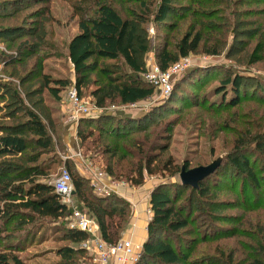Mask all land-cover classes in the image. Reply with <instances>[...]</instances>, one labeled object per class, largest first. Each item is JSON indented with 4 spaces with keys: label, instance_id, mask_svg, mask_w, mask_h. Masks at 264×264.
Here are the masks:
<instances>
[{
    "label": "trees",
    "instance_id": "16d2710c",
    "mask_svg": "<svg viewBox=\"0 0 264 264\" xmlns=\"http://www.w3.org/2000/svg\"><path fill=\"white\" fill-rule=\"evenodd\" d=\"M117 1L120 4L124 2ZM129 1L137 4V7L121 8L124 12L111 0H95L94 3L93 0H80L79 4L75 3L74 6L80 31L71 39L68 49L75 70V86L79 96H83L85 90L95 85L91 94L100 109L116 103L136 104L150 99L155 94V87L142 78L144 69L141 55L150 49L142 25L150 19L168 26L169 29H174L176 22L186 17L184 15L190 14L194 19L175 43L166 38L155 48L157 64L163 70L192 53L220 55L227 41L226 36L225 40L221 41L214 34L205 32L207 23L203 22V18L212 16L200 9L196 10L190 4L186 6L187 14H182L183 9L175 3L178 0H125ZM18 2L21 4V1L14 2V12L23 9V4H17ZM30 2L32 4L24 7H32L42 3V0ZM255 2L264 3V0ZM171 16L177 21L169 23ZM34 33L21 29L18 36H34ZM225 33L239 36L235 29ZM18 36L11 37L12 46L15 44L14 38ZM18 45L17 51L24 50L25 58L31 59L37 55L36 48L31 46L28 40ZM100 59L121 60L127 66L126 72L101 67ZM262 60L264 41L259 40L250 52L249 62L255 64ZM36 63L40 69L43 68L40 60ZM207 66L215 68L213 64ZM210 75L211 72L206 76V80ZM51 81L55 83L49 88L51 93L60 97L59 94L68 86V81ZM229 84L233 97L230 100L222 99L220 107L236 106L241 102L240 75L222 79L221 86L215 88V95H224ZM172 94L164 104L154 106L140 117L124 118L111 114L81 117L77 130L80 147L99 155L97 157L103 164L102 171L107 176L116 180L125 179L133 186L143 185L146 175L176 176L181 173L183 167L187 170L192 168L188 160L180 165L172 156H162L167 151L168 144L162 140L164 136L159 132L149 130L159 124V119L177 109L172 103L188 99L193 103V97L198 103V95L191 94L193 97L187 96L188 99L184 97L186 91L181 83L177 85V89H173ZM13 97H17V102L14 99L13 105L23 103L19 95ZM22 115L26 118L16 124H3L0 129V220L3 223L0 226V241L13 242L18 239L17 242L23 243V246L17 249L19 252L23 251L24 245L29 242L32 244L37 234L43 231L48 223L58 221L69 212L54 185L48 180L54 164L61 162L58 156H53L57 155L56 142L49 127L35 110L26 108ZM9 118L20 119L14 112ZM174 122L169 121L168 130H171L170 126ZM140 132H145L140 138L132 136L133 133ZM243 142H236L235 154L226 158L242 176L243 192L250 195L248 182L257 190L264 189V184L250 160L248 143ZM250 142L255 146V153L264 154V134L251 137ZM91 158L94 159L95 156ZM66 165L71 170L69 171L75 186L77 208L87 213L99 225L107 242L116 243L130 222L131 203L118 193L98 194L94 191L90 178L74 170L69 161ZM215 173L217 170L212 174ZM212 174L201 180L196 188L178 181L160 182L154 187L150 197L153 216L147 226L148 237L135 264H264V258L260 256L264 254V223L260 225L261 233L255 244L258 248L253 247L257 249V255L248 254L245 249L241 251L234 248L227 252L218 247L215 254H208L207 250L200 247L210 242L214 236L216 240L235 236L226 233L225 229H221L217 224L225 219L221 214L224 202L213 200L218 183L211 185ZM251 196L248 202H251ZM255 200L253 207H261L262 198ZM185 209H188V212H185ZM13 224L14 229L10 230ZM87 238L88 234L79 229H64L62 239L68 244L58 248L59 260L51 264H91L90 254L81 247ZM13 251L15 249L0 252V264H29ZM196 254L198 256H195Z\"/></svg>",
    "mask_w": 264,
    "mask_h": 264
},
{
    "label": "rangeland",
    "instance_id": "374dc122",
    "mask_svg": "<svg viewBox=\"0 0 264 264\" xmlns=\"http://www.w3.org/2000/svg\"><path fill=\"white\" fill-rule=\"evenodd\" d=\"M15 1H21L23 4L21 11H13ZM30 1L32 0H0V129L3 124H16L26 118L22 115L26 108L35 110L49 127L56 142L57 155L53 156L61 159V162L53 166L48 179L50 182L60 174L64 167L69 169L66 165L68 161L74 170L85 176H90L93 172H103V164L97 157L99 155L93 151H86L85 147H80L77 137L79 122L68 120L66 113V108L70 103L69 93L76 88L75 70L69 58L68 45L80 31L77 13H74L75 3L79 4L80 0H42V3L32 7H24V5L32 4ZM111 1L119 9L137 7V4L132 1L125 2L124 0L123 4L117 0ZM175 3L183 9L182 14H187L186 6L190 4L196 10L200 9L207 15H211V18H203V22L207 23L205 32L214 34L221 41H224L226 36L227 41L220 55L197 52L188 56L191 67L182 75L173 78V89H177V85L181 83L186 91L184 97L188 99L187 96L193 97L191 94L198 95V103L195 97H193V103L189 99L172 103L177 106V109L167 113L159 119V124L155 128L149 130H154L164 136L162 140L168 144V149L162 156L166 158L172 156L180 165L188 160L190 166L195 168L207 166L216 160L221 161L216 168L217 173L212 174L210 180L211 185L218 183L213 200L224 202L221 214L225 219L217 224L221 226V229H225L226 233L235 234V236L222 237L217 240L214 236L210 242L200 247L207 250L208 254H215L218 247L227 252L234 248L241 251L245 249L248 254L257 255V249L253 247L258 248L255 244L261 233L260 225L264 223V189L257 190L248 182L250 195L244 193L243 178L226 157L235 154L236 142L243 140V143H248L249 151H251L250 160L264 184V157H262L264 154L255 153V146L251 144L253 140L250 142L251 137L264 134V60L255 64L249 62L250 52L256 43L259 40L264 41V3H256L255 0H178ZM184 16L186 17L178 22L176 18L170 17L169 23H177L174 29H169L168 26L158 24L152 19L142 25L150 46L149 51L141 55L144 72H148L153 64L157 63L155 48L158 45L160 46L166 38L175 43L186 32L194 19L190 14ZM21 29L35 32L34 36H18ZM234 29L238 31L239 36L226 35L227 30ZM12 36H18L14 38L13 46ZM25 40L36 48L37 55L31 59L24 57V50L17 51L18 44ZM231 49L232 53H230ZM37 60L43 63L42 69L37 66ZM99 63L101 67L126 72L127 66L121 60L100 59ZM208 64H213L215 68L211 66L212 69L207 68ZM209 70L211 77H207L208 80H206V76L210 74ZM236 75L242 77L241 102L236 106L220 107L222 99L230 100L233 97L231 84L227 85L228 91L224 95H215V88L221 86L222 79ZM93 77H96V73ZM58 79L68 81V86L61 90L60 97H55L49 88L55 85L51 80ZM93 89L95 85L90 86L84 91L83 96H80L82 103L89 108L96 105L95 98L91 94ZM171 94L164 96L160 90L156 89L155 94L148 100L133 105L111 104L106 106L103 109L104 113L101 114L124 118L140 117L154 106L164 104ZM14 95H19L23 103L13 105L14 99L17 102V97H13ZM172 95L175 96V93ZM17 106L18 109H16ZM12 112L20 119H10L9 115ZM170 120L175 122L170 126L171 130H168L167 124ZM82 127L85 129L84 124ZM144 133H133L132 136L140 138ZM65 135L68 136L71 146L78 148L76 151L68 150L63 146ZM91 156L95 158L92 159ZM92 180L91 185L95 192L99 190L98 184L103 182L116 191L120 186L133 189L142 188L144 197L140 199L141 201L147 200L148 195L151 197V192L158 182L178 181L181 183L180 174L176 176L146 175V180L141 186H133L125 179L116 180L107 175L101 182ZM249 196L252 197L251 202H248ZM260 197L263 201L262 206L253 207L255 199ZM73 204L77 208L75 197ZM130 208L132 213L133 207ZM185 212H188V209H185ZM82 213L88 216L87 213ZM146 216L152 219L151 205L147 208ZM68 220L64 216L54 223H48L46 228L37 234L35 241L32 244L25 243L23 251L20 252L17 249L21 248L23 243L17 242L18 239L13 242L0 241V252L15 249L13 253L18 254L29 264L54 263L59 260L58 248L68 244L62 239V231L68 227ZM2 224L0 220V226ZM129 226H131L130 222L126 229ZM13 229L14 224L10 227V230ZM16 232L22 234L20 231ZM246 245L249 247L247 248ZM81 247H83L82 244ZM260 256L264 258V254ZM238 258L241 259L242 256Z\"/></svg>",
    "mask_w": 264,
    "mask_h": 264
},
{
    "label": "built area",
    "instance_id": "2783aa9c",
    "mask_svg": "<svg viewBox=\"0 0 264 264\" xmlns=\"http://www.w3.org/2000/svg\"><path fill=\"white\" fill-rule=\"evenodd\" d=\"M190 67L191 62L188 57L182 58L167 70H163L157 63H154L148 72L142 74V78L160 90L164 96H169L173 89V78L182 75ZM69 97L70 103L66 108V113L68 120L72 122H79V119L85 115L96 117L104 113V110L98 108L96 105L89 108L83 104L76 88L69 93ZM86 176L91 180L93 179V182H101L106 178L103 172H93L90 173V176ZM52 184L55 191L61 196L62 202L69 209V212L65 215L69 219L68 227L79 229L88 234V238L82 243V246L91 256V264H134L138 260L141 249L140 246L135 245L131 238L122 236L116 243L107 242L101 234L99 225L74 206L75 186L68 168L64 167L60 174L52 181ZM98 187L99 190L97 192L101 195H109L113 192L117 193L115 189L104 182L99 183Z\"/></svg>",
    "mask_w": 264,
    "mask_h": 264
},
{
    "label": "crops",
    "instance_id": "0c3cea01",
    "mask_svg": "<svg viewBox=\"0 0 264 264\" xmlns=\"http://www.w3.org/2000/svg\"><path fill=\"white\" fill-rule=\"evenodd\" d=\"M64 143L68 150L76 151L78 149L71 146L69 138L66 135L64 137ZM117 191V193L128 200L133 207V214L130 219L131 226L125 230L123 237L131 238L136 245L143 246L148 237L147 226L150 219L146 216V212L150 205V196L148 195L147 200L141 201L140 199L144 197L142 193L144 190H142V188L133 189L132 187L120 186L117 187Z\"/></svg>",
    "mask_w": 264,
    "mask_h": 264
},
{
    "label": "water",
    "instance_id": "95a60500",
    "mask_svg": "<svg viewBox=\"0 0 264 264\" xmlns=\"http://www.w3.org/2000/svg\"><path fill=\"white\" fill-rule=\"evenodd\" d=\"M85 116L94 117L93 115H85ZM220 162H221L220 160H216V161L212 162L211 164H209L207 166H199V167L191 168V169H188V170L185 167H183L182 171L180 173L181 183L185 184V185H191V186H193L195 188L198 187L199 186V182L201 180H203L205 177H207L210 174H212L216 170V168L219 166ZM159 183L160 182H158V184ZM74 194H75V191H74ZM141 253H142V249H141V252H140V256H141ZM140 256H139V258H140ZM139 258H138V260H139Z\"/></svg>",
    "mask_w": 264,
    "mask_h": 264
}]
</instances>
